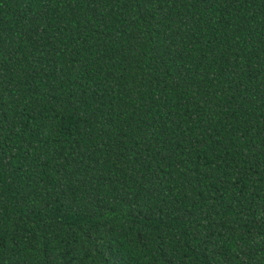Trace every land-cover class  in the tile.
Here are the masks:
<instances>
[{
    "label": "trees",
    "instance_id": "16d2710c",
    "mask_svg": "<svg viewBox=\"0 0 264 264\" xmlns=\"http://www.w3.org/2000/svg\"><path fill=\"white\" fill-rule=\"evenodd\" d=\"M0 264H264V0H0Z\"/></svg>",
    "mask_w": 264,
    "mask_h": 264
}]
</instances>
